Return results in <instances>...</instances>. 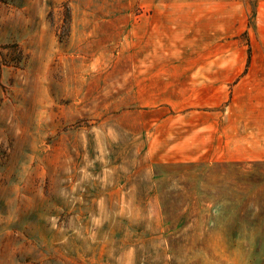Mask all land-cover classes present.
Returning <instances> with one entry per match:
<instances>
[{"label": "rangeland", "instance_id": "374dc122", "mask_svg": "<svg viewBox=\"0 0 264 264\" xmlns=\"http://www.w3.org/2000/svg\"><path fill=\"white\" fill-rule=\"evenodd\" d=\"M0 264H264V0H0Z\"/></svg>", "mask_w": 264, "mask_h": 264}]
</instances>
